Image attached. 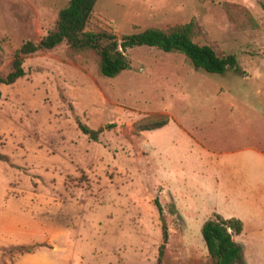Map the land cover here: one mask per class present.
I'll list each match as a JSON object with an SVG mask.
<instances>
[{"label": "rangeland", "instance_id": "1", "mask_svg": "<svg viewBox=\"0 0 264 264\" xmlns=\"http://www.w3.org/2000/svg\"><path fill=\"white\" fill-rule=\"evenodd\" d=\"M65 2L0 0V77ZM224 4L256 28L236 29ZM190 20L193 42L234 56L239 73L136 47L101 78L61 44L25 56L23 76L0 86V264H154V201L164 264H207L200 227L213 214L241 223L232 239L245 264H264V0H96L88 27L119 37ZM158 116L165 126L133 133ZM76 122L104 130L92 142Z\"/></svg>", "mask_w": 264, "mask_h": 264}, {"label": "trees", "instance_id": "2", "mask_svg": "<svg viewBox=\"0 0 264 264\" xmlns=\"http://www.w3.org/2000/svg\"><path fill=\"white\" fill-rule=\"evenodd\" d=\"M96 0H66L64 6L56 13L52 27L46 31L36 43L25 41L11 54L9 70L0 77V86H10L23 76L22 59L25 56L51 51L58 45H64V54L68 59L82 57L91 59L95 64L96 75L101 78H113L127 67L124 53L136 47L153 48L163 53H176L182 55L195 69L205 73L221 75L226 70L238 72L235 57L226 55L217 56L214 51L205 45H197L193 40L199 37L197 24L190 20L182 25H175L166 29L145 28L139 32L116 37L110 31L103 29L91 30L90 23L92 9ZM222 8L229 22L238 30L255 29L254 20L244 11L232 13L230 5L224 4ZM157 121L141 119L133 125V133L152 131L167 124L166 116H158ZM77 129L88 140L96 142L99 134L104 130L89 129L76 122ZM160 218V233L163 243L157 248L154 264H164L166 259L164 242L166 230L161 217V209L156 201L153 202ZM241 223L234 219H223L213 214L211 219L205 221L200 227L207 264H245L241 248L232 237L241 233ZM14 247L8 252H16L19 257L32 254L37 248Z\"/></svg>", "mask_w": 264, "mask_h": 264}, {"label": "crops", "instance_id": "3", "mask_svg": "<svg viewBox=\"0 0 264 264\" xmlns=\"http://www.w3.org/2000/svg\"><path fill=\"white\" fill-rule=\"evenodd\" d=\"M21 259H22V258H21ZM17 262H18V261H16L15 263H17ZM15 263H14V264H15Z\"/></svg>", "mask_w": 264, "mask_h": 264}]
</instances>
